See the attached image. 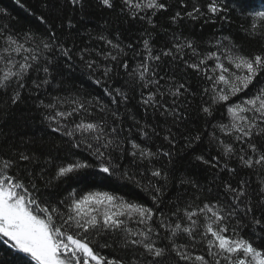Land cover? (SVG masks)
Segmentation results:
<instances>
[{
  "label": "snow or ice",
  "instance_id": "obj_1",
  "mask_svg": "<svg viewBox=\"0 0 264 264\" xmlns=\"http://www.w3.org/2000/svg\"><path fill=\"white\" fill-rule=\"evenodd\" d=\"M98 2L131 21H144L151 29L158 27L157 13L169 9L167 0ZM63 3L81 14L80 21L86 18L88 0ZM41 4L48 9L47 15L37 17L46 25L44 35L0 29V96H7L0 106V122L12 107L33 99L52 132L68 138L73 155L82 151L92 159H75L50 173L47 166L52 161L42 159L44 152L11 144L0 132V264H264V179L253 187L245 172L264 176V52H245L231 36L197 42L173 34L171 45L154 53L153 33L145 29L138 42L146 55L129 74L135 82L109 88L112 65L127 70L123 58L128 50L137 56L141 53L132 43L123 44L119 33L108 38L88 32L89 44L93 39L103 41L107 51L80 47L71 39L80 21L59 15L61 0H41ZM250 7L249 0H207L202 10L197 0H179L180 10L169 19L176 25L184 20L215 24L218 20L230 22L227 14L238 12L250 20L248 28L241 25L244 33L264 40V10L249 11ZM0 13L5 9L0 8ZM93 55L109 63L101 64ZM77 62L90 78L102 68L95 83L106 85L109 104L99 97L55 96L48 102L41 98L55 79L53 73L72 71ZM177 69L184 75L197 74L209 86L198 81L193 90L189 80H177ZM126 88L133 93L139 90L138 103L144 113L139 119L130 109L127 115L120 112V105L134 99ZM198 94L208 98L198 105L204 132L221 107L230 117L228 123L211 125L210 140L218 152L208 159L194 152L203 133L192 130L189 98ZM96 109L100 119L83 118ZM158 117L163 118L162 123L157 122ZM126 118L133 122L127 129L123 126ZM133 130L140 143L132 138ZM217 132L230 140L226 142ZM155 139L161 141L158 147ZM178 144L213 170L207 188L190 179L180 183L209 195L216 189L214 202L180 208L176 201L165 199L175 158L184 155ZM233 161L235 167L230 164ZM88 170L99 173L96 179L116 178L132 184L149 195L150 205L108 191L78 194L73 188L64 196L63 184ZM181 239L183 243H178ZM197 246L203 248V254L191 251ZM102 249L119 254L103 255Z\"/></svg>",
  "mask_w": 264,
  "mask_h": 264
},
{
  "label": "trees",
  "instance_id": "obj_2",
  "mask_svg": "<svg viewBox=\"0 0 264 264\" xmlns=\"http://www.w3.org/2000/svg\"><path fill=\"white\" fill-rule=\"evenodd\" d=\"M62 2V10L59 15L61 17H67L74 21H80V13L74 10L70 5L64 4ZM201 5L203 10L204 4L207 0H197ZM169 9L167 12L157 13L154 17L158 27L156 29H151L144 21L136 20L131 21L126 16L121 15L118 11L108 10L107 8L101 6L98 0H88V6L86 10V18L78 24V32L73 31L71 39L76 42L80 47L88 46L90 48H96L100 51H107L108 47L103 43V41H98L93 39L91 44H89L88 32H91L93 36L103 34L108 36V38H113L117 33H119L120 41L123 44L132 43L135 47L136 52H140L141 55H135V52L128 50V56L123 59L127 61L129 67L127 70L119 67L117 64H113L114 72L111 74L112 78L108 81L107 87H121L126 84H133L134 77L130 76V73L135 72L140 62L143 60L146 53L143 50L141 35L145 29L153 33V39L151 44L153 46V51L161 47H166L171 45V39L173 34L176 36H183L188 38H194L197 42L214 40L217 38H222L223 36H231L238 44L242 45L245 52H264V40L259 37L253 39L247 36L241 28L250 26V20L244 19L238 14V12H229L227 15L230 17V22L218 20L215 24H203L201 21H191L184 20L179 23V25L171 24L169 17L174 14L175 11L180 10L178 8L179 0H167ZM251 7L249 11L254 10H264V0H249ZM0 8L5 9V13H0V29L10 30L13 33L31 31L36 33L38 36L45 34L46 25L40 23L37 17L41 14L47 15L48 9H45L41 0H21L20 4L16 3V0H0ZM107 22V23H106ZM66 24V21H65ZM64 31H67L65 28ZM60 30H58L59 34ZM65 40H68V36H64ZM207 48V45H203ZM101 64H108L109 61H105L102 56L93 55ZM209 61V65H211ZM101 72L97 71L93 78L89 77V74L82 70L79 62L74 70L69 71L67 69L54 72L53 76L55 79L52 81L51 85L47 86V95H42L41 98L48 102L52 97L60 96L64 98H84L87 97L90 100L99 97L104 104H109V97L106 95L104 88L105 84H96L95 79L101 78ZM177 80H189L193 90H197V82L199 81L202 86H209L208 81L203 80L195 73L189 72L184 75L179 69L176 70ZM163 83V81H162ZM58 85V86H57ZM139 86L137 85V89ZM129 91L130 96H134L127 105H120V112L122 115H127V109L131 110V114L135 115L137 119L141 118L143 113V107L138 103L140 98L139 90L134 93ZM148 89H144L147 93ZM244 95V94H241ZM191 101L190 114L193 119L194 127L192 130L195 131L199 129L202 135V143L198 144L194 150L195 155L203 154L205 159L209 156L217 155L218 148L217 145L210 140V134L214 131L211 127L212 124L216 123H228L230 117L227 112L222 107L215 112L214 118H210L211 123L207 125V132H204L205 124L204 121L199 119L198 105L203 101L207 100L206 96L197 95L196 98H189ZM239 100V97L234 98ZM7 100V96H0V106H3V102ZM67 107V105H66ZM110 108H115L116 105H109ZM83 118L88 121H93L101 118L99 110L96 109L93 115L88 116L83 115ZM149 118H151V113H149ZM79 119V118H78ZM163 118L158 117L157 122L162 123ZM108 122L111 123V117H108ZM123 126L127 129L133 126V122L130 119H125ZM0 132H3L9 140V143L15 144L17 146L27 147L29 149H35L37 153L44 152L46 155L42 159H51L52 163L48 165L49 172L58 165L72 162L75 159L88 158L86 152H80L79 155L74 156L73 151L68 147V138L62 137L59 133H53L51 128L48 126V122L45 121L41 115V110L35 107L33 99H29L26 104L19 106H14L10 110V115L0 122ZM222 139L226 142L230 140L228 137H224L222 134ZM132 138L136 139L138 143L141 142L138 133L133 130ZM3 139V137H0ZM28 141L30 143L23 144V142ZM161 141L155 139V145L158 147ZM130 147V146H129ZM165 147L167 145L165 144ZM177 149L184 152V155H178L174 162V174L172 175L165 199L169 198L172 201H176L180 208H184L187 204L202 205V202H208L215 200L216 189H213L211 195L207 192H197L190 184H181L180 180L190 179L200 184L204 188H207L213 176V170L208 166L202 164L195 160V155L181 149L178 144ZM155 150V148H153ZM7 149H5V152ZM126 164V161L124 162ZM231 166L235 167V162H230ZM159 166V165H157ZM248 174L247 178L251 182L253 187L259 184L260 179H264V176L253 175L251 170H245ZM99 173H94L93 170H88L87 172L81 173L79 179H72L63 184L61 191L64 196H67L68 192L75 188L77 193H83L86 191H108L115 193L117 195L123 196L125 199H131L135 202L145 203L150 205V197L147 193L141 191L139 188L133 186L132 184H125L123 181L117 180L116 178H110L107 180L96 179L95 177ZM150 176V173H147ZM221 175H225L222 173ZM55 183V182H54ZM172 204H169V208ZM167 211V209H166ZM178 243H183V240H178ZM3 242L0 241V244ZM191 251L194 254H203V248L197 246L192 248ZM101 253L103 255L111 256L119 254V252H113L111 249H102ZM180 264H185V262H180Z\"/></svg>",
  "mask_w": 264,
  "mask_h": 264
}]
</instances>
